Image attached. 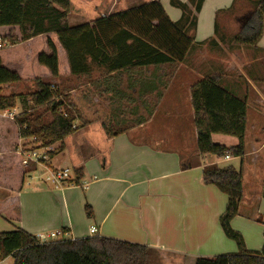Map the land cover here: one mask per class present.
<instances>
[{
    "label": "crops",
    "instance_id": "crops-1",
    "mask_svg": "<svg viewBox=\"0 0 264 264\" xmlns=\"http://www.w3.org/2000/svg\"><path fill=\"white\" fill-rule=\"evenodd\" d=\"M130 2L131 6H128L129 2L125 0L118 12L110 13L108 16L136 9L152 2H159L171 22L192 40V47L182 63L165 65L167 68L161 66L142 69L139 76L129 77L125 73L110 75L121 77L120 82L117 81L118 83L116 82L113 88L123 87L121 82L125 80L128 92L138 87L144 95L162 96L175 80H178L179 88L184 89L185 84L181 79L195 74L193 65L198 70L202 66L211 68L210 75L219 77L224 88L228 89V85L233 81L230 88L235 94L240 96L243 93L242 89H247L254 95L253 122H250L249 108L247 111L243 160L229 156L221 160L213 159L212 156H201L197 151L196 136L191 150L183 151L177 148L165 151L146 143L143 138L139 141L134 140L126 132L109 139L107 154H104L101 149L88 157H81L78 153L80 158L76 160V165L83 167L84 175L86 174L89 179L84 187L73 185L71 181H74V178H70V181L59 186L55 184L53 188L40 183L29 184L27 190L18 194L19 219L9 221L11 231L0 233L22 230L36 238L41 234H56L57 236L50 239L49 243L93 237L111 238L152 249L148 264H195L198 258H206V255H202L204 248L200 246L201 244L195 245L194 238L189 236L183 227H179V224L190 225L186 211L191 209L193 202H196L195 197L198 192L205 197H213V189H217L213 185L203 183V171L206 166L217 165L219 167V164L224 163L240 171L243 180L248 177L249 185L246 193L245 182H243L241 204L245 206V211L250 212L247 218L256 221L261 219L264 224L260 213V202L264 200V33L256 47L240 46L235 44L234 40L221 37V21L226 15L238 16L254 7V4L246 0H204L199 12H195L196 2H191V0H142L145 3L140 5L132 3V0ZM180 4L187 5L185 15L178 7ZM110 11L112 12L111 7ZM193 16L196 19L194 27H192ZM52 35L38 37L46 39V50L43 49L45 50L42 51L43 54L50 53L47 39H52ZM36 39L23 44L33 43ZM52 43L57 50L59 62L63 59L65 64L64 72H59L58 82L52 80L50 72L44 78H24L21 71L12 65L11 55L8 52L0 53L2 64L8 70L18 73L21 81H29L30 84L38 80H49L57 85V90L72 89L70 92L74 94L77 89L69 85L64 86L63 80H90L92 84L97 85L94 88L98 90V93L112 96L111 87L107 88L102 84L106 66L94 64L91 66V75L79 77L80 79L70 76L71 71L65 50L60 43L56 44L55 41ZM20 45L10 48L13 49ZM36 59H38L37 54ZM214 66L221 67L224 72L213 71ZM135 78L139 79V84L131 88L129 81ZM17 84L0 86V89L3 92L6 91V95H12ZM35 85L34 83L32 86L37 89ZM18 95L22 96V94ZM93 107L97 110L99 106ZM142 108L148 110L143 102ZM19 110H21L20 104H17L12 111L20 115L25 109L21 112ZM250 127L254 130L252 142L248 140ZM105 140L107 141L108 138ZM66 142L64 152L67 151ZM223 146L230 148L235 147L236 144L229 141ZM19 152L20 146L17 153L20 154ZM1 158L2 154H0V161ZM184 162L186 164L189 162L192 168L183 170ZM22 163L24 165V162ZM36 167L29 168L25 177L31 176L29 172L36 170ZM13 196H15L14 191L0 187V204L6 203ZM198 203L203 210L209 209L205 200L198 201ZM86 205L93 210L94 217L91 219L87 217L86 212L84 215L83 209ZM227 205L228 198L226 208ZM172 212L176 213L175 218H171ZM5 214L0 215L6 218ZM221 218L222 216L219 221ZM92 228L96 229L95 234H91ZM263 249L264 244L262 250L257 253H261Z\"/></svg>",
    "mask_w": 264,
    "mask_h": 264
},
{
    "label": "trees",
    "instance_id": "trees-1",
    "mask_svg": "<svg viewBox=\"0 0 264 264\" xmlns=\"http://www.w3.org/2000/svg\"><path fill=\"white\" fill-rule=\"evenodd\" d=\"M246 1L254 7L233 17L232 24L237 28L233 40L240 46L256 47L264 33V0ZM191 2H196L195 12H199L204 0ZM178 7L184 15L187 13V5ZM70 11L71 0H0V38L15 46L40 36L55 35L67 54L71 75L90 76L91 66L104 65L106 77L102 84L111 87L114 96L119 94L113 85L120 82L121 77L110 75L125 73L133 77L139 76L142 69L182 63L192 47V40L171 22L159 2L76 27L69 24ZM195 23L193 16L192 27ZM48 47L50 55L40 54L38 64L48 69L52 80H57L60 78L58 53L51 40ZM20 82L19 74L4 67L0 58V86ZM129 83L133 88L139 84V79H131ZM221 85L219 77L211 76L191 87L197 151L201 156L220 159L229 156L243 160L247 101ZM17 99L16 95H3L0 89V111L14 110ZM31 102L33 105L14 122L4 117L0 119V187L15 192V196L0 204V214L6 213L8 221L19 219L18 194L27 173L17 153L20 140L34 138L44 149L59 144L58 152L62 153L65 141L79 131L75 123L82 119L69 95L57 90L52 81L38 80ZM42 112H49L52 120L44 118ZM102 128L108 140L126 133H111L104 122ZM214 135L235 138L238 145L228 148L216 144ZM56 153L49 151L48 155L53 157ZM182 167L183 170L192 168L189 162H184ZM83 177V167L75 168L72 184L81 186ZM203 183L215 186L228 198L226 213L220 223L226 237L236 241L238 252L214 259L198 258L195 264H264V249L261 253L246 251L242 237L230 227L243 200L242 173L232 166H206ZM85 212L88 218L94 217L89 205ZM258 221L263 223L261 219ZM151 254L152 249L147 246L104 237L41 244L36 237L22 230L0 233V262L12 257L14 264H148Z\"/></svg>",
    "mask_w": 264,
    "mask_h": 264
},
{
    "label": "rangeland",
    "instance_id": "rangeland-1",
    "mask_svg": "<svg viewBox=\"0 0 264 264\" xmlns=\"http://www.w3.org/2000/svg\"><path fill=\"white\" fill-rule=\"evenodd\" d=\"M124 1L125 0H71L70 17L68 16L69 24L76 27L91 24L95 20L102 18V15L109 17L108 14L120 10V6ZM127 1L129 2L128 6H131L130 0ZM132 3L140 5L145 2H142V0H132ZM114 6H116L115 9H113ZM110 7L112 8V12L110 11ZM232 17L231 14L226 15L221 21V37L223 36L222 38H227V40H233L237 32V28L232 24ZM51 38L52 39H47V45L49 40L59 44L55 35H52ZM217 39L219 41V36ZM11 46L13 45L11 44ZM11 48L9 47L0 53L8 52L11 55L12 65L16 66V68L21 71L24 78H44L49 75L48 69L40 66L37 62L38 59L35 60L36 54L39 56L43 54L42 51L46 50V39L37 38L33 43L22 44L16 48ZM50 53L45 52L44 54L50 55ZM59 68V72L63 73L65 70L63 59H60ZM164 68H167V66ZM193 68L195 70L193 76H185L182 79L179 78L185 84L184 89H180L178 80H175L169 88L167 87V91L162 96H157V94L144 95L140 92L138 87L128 92L125 87V80L121 82V84L123 83V87L117 89L119 95L116 94V96H114L112 94L111 97L107 94L102 95L98 93V90L94 88L95 84H92L90 80H63L64 86L69 85V87L71 86V88L75 87L77 89L74 94L70 92L72 89L66 90L62 88L61 90L69 95L70 101L77 107L79 115L82 117L81 120L75 123V127H77L79 131L66 140L67 151L62 153L58 152L59 144H56L50 149H44L40 148V145L34 138L20 140V151H23L22 155L25 154L24 156L18 154L22 162H25L24 159L27 158L26 154L29 153L31 155L36 152V154L40 156H47V159L43 161L45 164L38 166L35 164L30 165V163L28 165L24 164L26 171L29 170V168L37 167L33 172H29L31 176L24 177L22 191L27 190L28 185L33 182L34 184H45L53 188L55 184L51 182V178L56 171L61 172L65 169H69L70 178H74L75 168L78 167L76 165V160L79 157L78 153L81 154V157H88L101 149L104 151V154H107L110 140H105V138L107 139L108 137L102 128L103 122L110 128L111 133L125 131L134 140L139 141L143 138L146 143L165 151L177 148L183 151L191 150L194 146L193 140L195 136L197 139V133L195 135L196 128L194 125V111L191 103L190 88L194 84L211 77L210 73L212 72L211 68H204V66L199 70L195 68V65H193ZM213 71L224 72L219 66H214ZM56 82H58V79ZM34 83L36 87L37 82L34 81ZM34 83L32 82V84H30L29 81H21L14 87L12 95H16L19 98L16 102V106L20 104L21 110H19V112H21L22 109H25V112L26 109L33 105L31 102V94L35 93L34 91L37 90L32 86ZM228 83L230 84V82ZM233 83L232 81L227 87V91L230 93H234L230 88ZM89 84L91 85L89 86ZM221 86L224 87V84ZM242 91L243 93L240 96L235 93L234 95L239 99H246L249 108L250 122H253V111L255 108L252 101L255 100L254 95L247 89H242ZM5 92L6 91L3 92L2 90L3 95L10 96L6 95ZM18 94H22V96ZM57 100L59 101V99ZM142 102L147 106V111H149V113L142 108ZM23 106H25V108ZM93 106H99L97 109L98 111ZM10 112L15 115V119L19 116L12 110ZM3 113H5V111H0V119ZM42 113L44 118H47L49 121L52 120L49 112L46 114L44 112ZM15 119L12 120V122H14ZM253 134L254 130L250 127L248 135V140L250 142H252ZM214 136V143L216 144L225 145L230 141L236 144V146L238 145V141L235 138L220 135ZM49 150L57 153L55 156L50 157L48 155ZM212 158L214 159L217 157L212 156ZM217 159L221 160L220 158ZM234 163L236 164L237 162ZM219 167L225 168L228 166L223 163L219 164ZM90 168L92 169V167ZM86 182H89V179L85 174L80 182L81 186L84 187ZM243 182H245L244 190L246 193L249 185L248 177L246 180L244 178ZM213 190V197H205L202 193L198 192L195 197V199H197L196 202H193L191 204V209L186 211L190 225L186 226L184 223L179 224V227H183L187 234L194 238L193 242L195 245L201 244L200 246L204 248L202 252V255H206V258L203 257L204 259H214L218 256L232 255L238 252L236 241L226 237L219 221L220 217L224 216L226 213L227 198L217 189ZM203 200H205L209 209L203 210L201 208L198 201ZM239 207L240 210H238V215L231 220L230 227L232 231L242 237L246 251L250 253L260 252L264 244V224L254 219L247 218L246 216L249 215L250 212L245 211L246 208L243 204ZM83 212L85 215V208ZM260 213L264 220V200L260 202ZM175 214V212H172L171 218H175ZM4 231H11V223L0 215V232ZM0 264H13V258L10 257L7 260L1 261Z\"/></svg>",
    "mask_w": 264,
    "mask_h": 264
},
{
    "label": "built area",
    "instance_id": "built-area-1",
    "mask_svg": "<svg viewBox=\"0 0 264 264\" xmlns=\"http://www.w3.org/2000/svg\"><path fill=\"white\" fill-rule=\"evenodd\" d=\"M9 47H12L11 44L8 42V41H5L3 40L2 38H0V52L9 48ZM2 117L6 118V119H9V120H14L15 119V115L13 113H11L10 111H5V113H3ZM51 151V150H49ZM22 152L23 151H20V155H22ZM25 154H23L22 156H24ZM27 155V158L24 159L25 162L24 164L25 165H28L30 163V165H41V164H45L43 163V161H45L47 159V156L44 155V156H40L38 154L35 153H32L30 155L29 154H26ZM30 155V156H29ZM50 180V179H49ZM70 181V170L69 169H65L61 172H58L56 171V173H54L52 175V178H51V182L56 184L57 186L61 185L62 183L64 182H68ZM91 234H95L96 233V229L95 228H92L91 229ZM57 235L56 234H50V235H46V234H41L37 237V240L38 242H40L41 244H46V243H49V240L50 239H53L55 238Z\"/></svg>",
    "mask_w": 264,
    "mask_h": 264
}]
</instances>
